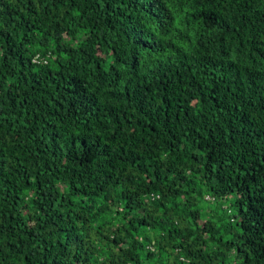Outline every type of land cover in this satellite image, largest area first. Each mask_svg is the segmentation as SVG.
I'll use <instances>...</instances> for the list:
<instances>
[{"label":"trees","instance_id":"obj_1","mask_svg":"<svg viewBox=\"0 0 264 264\" xmlns=\"http://www.w3.org/2000/svg\"><path fill=\"white\" fill-rule=\"evenodd\" d=\"M0 264H264V0H0Z\"/></svg>","mask_w":264,"mask_h":264},{"label":"built area","instance_id":"obj_2","mask_svg":"<svg viewBox=\"0 0 264 264\" xmlns=\"http://www.w3.org/2000/svg\"><path fill=\"white\" fill-rule=\"evenodd\" d=\"M33 62L34 63H37V64H40V63H46V59L37 55L33 58Z\"/></svg>","mask_w":264,"mask_h":264}]
</instances>
